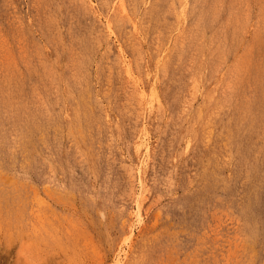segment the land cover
I'll return each instance as SVG.
<instances>
[{
	"label": "rangeland",
	"instance_id": "374dc122",
	"mask_svg": "<svg viewBox=\"0 0 264 264\" xmlns=\"http://www.w3.org/2000/svg\"><path fill=\"white\" fill-rule=\"evenodd\" d=\"M0 264H264V0H0Z\"/></svg>",
	"mask_w": 264,
	"mask_h": 264
}]
</instances>
